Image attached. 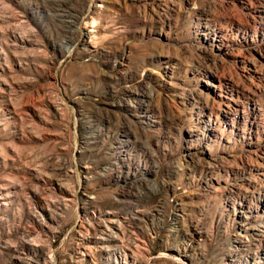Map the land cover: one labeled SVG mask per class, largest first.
<instances>
[{"label": "rangeland", "instance_id": "1", "mask_svg": "<svg viewBox=\"0 0 264 264\" xmlns=\"http://www.w3.org/2000/svg\"><path fill=\"white\" fill-rule=\"evenodd\" d=\"M0 264H264V0H0Z\"/></svg>", "mask_w": 264, "mask_h": 264}]
</instances>
